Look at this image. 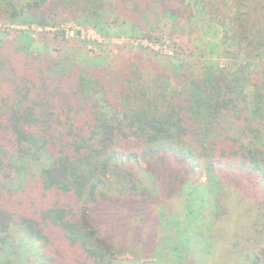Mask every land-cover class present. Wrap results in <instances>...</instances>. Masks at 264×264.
Wrapping results in <instances>:
<instances>
[{
    "label": "trees",
    "instance_id": "1",
    "mask_svg": "<svg viewBox=\"0 0 264 264\" xmlns=\"http://www.w3.org/2000/svg\"><path fill=\"white\" fill-rule=\"evenodd\" d=\"M3 4L11 22L53 28L69 19L131 41L162 31L159 40L194 16L186 0ZM218 6L230 9L247 57L262 56L264 0ZM165 38L172 54L136 55L156 64L150 74L134 58L103 67L38 53L25 32L17 46L0 45V254L21 240L34 244L35 264H131L121 259L130 243H156H142L141 225L160 202H183L187 222L196 218L204 197L185 189L201 167L211 227L222 231L210 264L238 253L264 264V65L249 75L248 65L207 72L179 39ZM43 155L48 165L35 169Z\"/></svg>",
    "mask_w": 264,
    "mask_h": 264
},
{
    "label": "rangeland",
    "instance_id": "2",
    "mask_svg": "<svg viewBox=\"0 0 264 264\" xmlns=\"http://www.w3.org/2000/svg\"><path fill=\"white\" fill-rule=\"evenodd\" d=\"M186 1L194 3L193 18L189 22L186 19L178 20L177 18L172 27L173 33L165 36L169 39H179L181 45L189 49L191 53L189 58L201 62V66L207 72H212L213 69L235 70L248 65L249 75L252 71L262 68L264 47L262 56L257 59L248 58L242 51L235 25L231 18L224 14L230 9L226 8L223 11L218 9L219 3L226 4L231 0ZM3 2L4 0H0V45L3 46H17L20 43L16 39L17 35L25 32L36 40L33 48L38 53L49 52L58 55L54 53L58 51L59 54L69 56L80 64L103 67L118 62V60L128 61L134 58V61H139L144 65L141 69L148 74L151 73L150 71L159 69L155 67L156 64L146 58L145 54H143L144 59L141 58L143 61H140V58L136 57L139 50L148 48L164 54H172L170 41L165 36L158 40L163 34L162 31L156 33L153 39H143V37L140 40L131 41L119 34L111 33L105 36L89 26L80 25L69 19L62 20L56 27L42 28L36 24L11 22L4 16ZM212 6L215 8L212 9ZM184 16L187 14L182 15ZM56 32L64 33L65 38L56 37ZM27 41L25 38L21 39L23 43ZM166 57L163 55L156 57L162 68L166 65ZM252 91L253 89L248 86L249 101L252 99ZM48 163V156L43 155L41 162L36 161L33 165L35 169H38L47 166ZM208 187L210 186L206 172L198 167L185 189L187 193L194 190L204 197V200L196 205V218L187 222L188 211L185 205L181 204L183 202L178 204L160 202L150 214V219L141 225L142 243L156 240L155 245L149 247L148 243L145 249H139L134 248V244L130 243L128 253L121 259H127L131 264H210L213 243L221 239L222 231L211 227L214 205L212 193ZM157 194L159 195L156 193L155 196L159 198ZM131 217L132 213H130ZM130 234L132 235V232ZM203 239L205 240L202 242ZM35 252L36 248L33 243L18 240L12 245L11 250L0 254V264H35ZM249 255L240 256L238 253L236 257L225 259L224 264H247ZM215 260L218 264H223L219 261V256H216Z\"/></svg>",
    "mask_w": 264,
    "mask_h": 264
}]
</instances>
